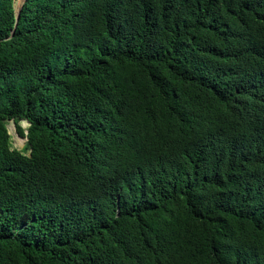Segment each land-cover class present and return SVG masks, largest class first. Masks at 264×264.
<instances>
[{
    "label": "trees",
    "instance_id": "trees-1",
    "mask_svg": "<svg viewBox=\"0 0 264 264\" xmlns=\"http://www.w3.org/2000/svg\"><path fill=\"white\" fill-rule=\"evenodd\" d=\"M16 21L0 0V264H264V0Z\"/></svg>",
    "mask_w": 264,
    "mask_h": 264
},
{
    "label": "rangeland",
    "instance_id": "rangeland-1",
    "mask_svg": "<svg viewBox=\"0 0 264 264\" xmlns=\"http://www.w3.org/2000/svg\"><path fill=\"white\" fill-rule=\"evenodd\" d=\"M24 0H15V8L16 11L21 7L22 3ZM23 127H27L28 123L26 121L22 122ZM9 132L12 135V141H13V146L19 149H22L24 145L27 142V139L22 137L18 132L16 128V124L13 120L9 121L8 124Z\"/></svg>",
    "mask_w": 264,
    "mask_h": 264
},
{
    "label": "water",
    "instance_id": "water-1",
    "mask_svg": "<svg viewBox=\"0 0 264 264\" xmlns=\"http://www.w3.org/2000/svg\"><path fill=\"white\" fill-rule=\"evenodd\" d=\"M24 2H25V0H24ZM24 2L22 3L21 7L16 11L17 21H16V26H15V28L13 30V34H14V32L16 30V27L18 25V22H19V19H20V15H21V10H22V7H23Z\"/></svg>",
    "mask_w": 264,
    "mask_h": 264
}]
</instances>
